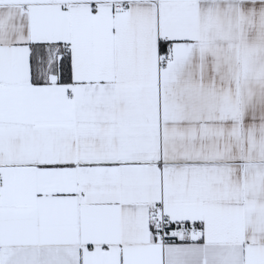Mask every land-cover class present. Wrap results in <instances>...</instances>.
Masks as SVG:
<instances>
[{"label":"crops","instance_id":"0c3cea01","mask_svg":"<svg viewBox=\"0 0 264 264\" xmlns=\"http://www.w3.org/2000/svg\"><path fill=\"white\" fill-rule=\"evenodd\" d=\"M0 184V264H264V0H0Z\"/></svg>","mask_w":264,"mask_h":264},{"label":"built area","instance_id":"2783aa9c","mask_svg":"<svg viewBox=\"0 0 264 264\" xmlns=\"http://www.w3.org/2000/svg\"><path fill=\"white\" fill-rule=\"evenodd\" d=\"M165 62V59H161ZM2 188V184H0ZM151 235L157 243H172L179 240L191 242L201 235V228L195 222H171L163 213L153 211L149 215Z\"/></svg>","mask_w":264,"mask_h":264},{"label":"trees","instance_id":"16d2710c","mask_svg":"<svg viewBox=\"0 0 264 264\" xmlns=\"http://www.w3.org/2000/svg\"><path fill=\"white\" fill-rule=\"evenodd\" d=\"M167 43L160 41L159 43V50H160V54L161 55H165L166 54V48ZM45 46L40 44V45H35L32 46L31 48V63H33V65L35 64H40L42 58H44L45 56ZM62 55L59 59V64H58V74H59V78H58V82L59 83H69L70 79H71V57H70V53L67 51V49H63L62 50ZM38 67V66H37ZM36 67V68H37Z\"/></svg>","mask_w":264,"mask_h":264},{"label":"rangeland","instance_id":"374dc122","mask_svg":"<svg viewBox=\"0 0 264 264\" xmlns=\"http://www.w3.org/2000/svg\"><path fill=\"white\" fill-rule=\"evenodd\" d=\"M170 60H171V59H170ZM168 61H169V58H166V59H165V62H168Z\"/></svg>","mask_w":264,"mask_h":264}]
</instances>
